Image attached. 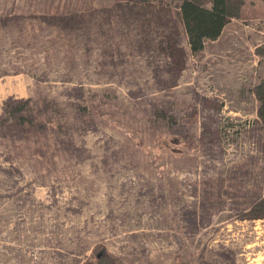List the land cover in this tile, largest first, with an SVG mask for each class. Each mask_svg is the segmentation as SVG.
<instances>
[{
    "label": "rangeland",
    "instance_id": "obj_1",
    "mask_svg": "<svg viewBox=\"0 0 264 264\" xmlns=\"http://www.w3.org/2000/svg\"><path fill=\"white\" fill-rule=\"evenodd\" d=\"M181 2L0 0V264H264V18Z\"/></svg>",
    "mask_w": 264,
    "mask_h": 264
},
{
    "label": "trees",
    "instance_id": "obj_2",
    "mask_svg": "<svg viewBox=\"0 0 264 264\" xmlns=\"http://www.w3.org/2000/svg\"><path fill=\"white\" fill-rule=\"evenodd\" d=\"M252 0H182L179 5L180 17L189 36L191 50L199 51L203 39H215L227 19L264 18V4L255 5ZM264 1V0H262ZM254 53L264 58V42L257 45ZM255 99L259 103L257 116L264 130V73L252 88ZM246 218H264V198L256 202L247 212ZM100 264H106L104 256H98Z\"/></svg>",
    "mask_w": 264,
    "mask_h": 264
}]
</instances>
